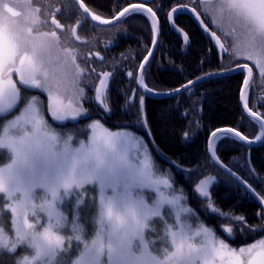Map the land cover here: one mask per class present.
I'll list each match as a JSON object with an SVG mask.
<instances>
[{"label":"snow or ice","instance_id":"snow-or-ice-1","mask_svg":"<svg viewBox=\"0 0 264 264\" xmlns=\"http://www.w3.org/2000/svg\"><path fill=\"white\" fill-rule=\"evenodd\" d=\"M200 2L207 3L216 17L230 25L225 39L233 37V62L252 61L264 78V0H197V4ZM73 3L92 21L112 23L92 13L84 0ZM65 6L69 5L55 8L52 15L51 24L56 29L63 25L55 12H61ZM50 7L35 0H0V120H7L0 132V159L6 161L0 165V255L10 258L7 262L0 259V264H264V238L237 248L225 242L235 238V225L222 228L226 234L223 239L214 234L184 203L183 190L175 194L170 178L161 174L150 154L143 151L141 137L127 131L112 132L95 119L86 125V140H77L76 130L52 126L46 116L55 122L90 118L89 110L81 103L84 99H94L110 114L106 95L109 81H116V72L105 70L99 53L95 54L102 65L98 71L91 54L81 56L78 48L62 46L57 31H40L45 22L41 17L47 15L46 9ZM185 11L194 14L222 59L227 45L216 31L209 32L197 5L191 9L187 3L172 7L167 13L168 21L182 33L175 18ZM130 14H147L152 22V43L157 45V11L143 2L129 3L113 19L119 22ZM72 35L81 39L75 27ZM183 42L186 47L191 46L187 33H183ZM147 51L139 66L142 72L154 54L153 49ZM235 71L244 75L240 100L260 132L255 140H250L235 128H216L210 133L206 158L226 180L234 178L253 191L251 185L221 162L216 151L217 139L235 137L249 147L264 142V113L249 107L247 94L253 68L246 62L235 63L234 68L203 73L180 88L159 95L191 92L199 83ZM127 75L134 77L138 85L132 90L134 95L139 92L136 122L147 127L143 92L153 90L144 83L143 74L134 76L129 71ZM93 80H98V84L94 97L88 98L85 87ZM31 90L38 91L32 94ZM42 94H46V101ZM133 99L134 96L128 104ZM14 110L19 114L7 119ZM200 174L204 178L193 194L207 199L212 213L228 216L211 201L209 186L217 182V177L204 171ZM90 192L95 195L88 204ZM71 197L75 201L70 221L60 207L69 203ZM259 202L264 204V194ZM81 204L94 209L90 240L79 223L81 215L77 209ZM258 216L264 221V208ZM232 220L242 234L245 230H264V223L252 228L243 216H232ZM69 223L70 234H61L68 231Z\"/></svg>","mask_w":264,"mask_h":264},{"label":"trees","instance_id":"trees-1","mask_svg":"<svg viewBox=\"0 0 264 264\" xmlns=\"http://www.w3.org/2000/svg\"><path fill=\"white\" fill-rule=\"evenodd\" d=\"M188 1L155 0L148 5L153 10L156 8L160 29L159 43L143 73L144 83L153 92L166 93L180 88L188 80H194L203 73L221 71L223 67L229 66L234 68L235 63H240L233 62L232 42L229 38L225 39L221 33L217 32L221 41L228 48V55L221 59L214 46L198 31L189 18L177 16L175 18L176 26L187 33L191 39L190 47L183 46L181 40L168 26L167 13L172 6L188 4ZM41 2L43 4L45 0H35L37 4H41ZM49 2L51 5H55V2ZM133 2L136 0H84L86 6L101 19L113 18L123 7ZM202 18L207 26L215 31L209 20L206 17ZM46 25L50 26L47 20ZM50 28L53 30L51 26ZM96 31V36L92 32L88 34L89 36H85L82 35L84 32L79 31L80 37H84V41H86L85 44L73 41L70 36L67 44H64L62 39L60 41L62 46L78 48V53L85 49L92 51L94 43L100 45L101 51L98 52L102 55L103 65L106 66L105 70H115L116 72V81H112V91L109 87L110 90L106 95L110 114H106L94 99H84L82 105L89 110L91 119L86 118L74 124L56 126L64 127V130H76L75 138L86 140L89 133L86 125L95 119L100 120L107 129L125 130L141 137L153 157L155 167L161 174H166L170 178L175 191L183 190L187 203L195 208L196 217L205 226L211 227L214 234L223 239L226 234L223 233L222 228L235 225V238L225 242L237 248L264 238V230L257 229L251 233L245 230L243 234L240 232L239 225L232 220V216H243L249 226L256 228L264 223L258 216L261 208L235 182L229 178L226 180L215 167L209 164L206 158L207 140L210 133L216 128L232 127L249 139L255 138L260 131L259 126L244 115L240 107L239 93L242 86V73L237 72L222 78L204 81L197 84L194 91L182 92L176 96L158 99L145 97V117L148 132L151 133L149 139L143 124L136 122L139 92L134 95L132 90L137 89L136 82L134 77L129 78L127 73L131 71L134 76L137 75L140 63L147 55V50L150 49L151 23L144 15L130 14L122 18L115 26L96 27ZM95 37L99 41L96 42ZM105 44H112V52L109 50L103 52ZM110 55L114 57L109 64ZM90 59L93 58L90 57ZM202 61L203 63H201ZM96 64L98 63L96 62ZM101 66L100 64V68ZM257 75L259 76L257 79L260 81L262 78L259 74ZM94 84L89 83L88 85L93 87ZM263 84L264 82H260L261 87L258 89V95H262L259 100L264 109ZM252 94L253 89L250 90L249 96ZM85 95L88 98H93L87 90H85ZM132 96H134L133 103L128 104V100ZM110 97H112V105L109 102ZM177 101H179V107H177ZM197 122H199V127H197ZM71 126L81 127L73 129ZM185 133L188 134L187 139H185ZM152 144L156 150L152 148ZM216 151L221 162L231 167L241 179L251 185L259 197L264 194V146L252 150L250 155L251 166L257 179L249 169L246 158L247 149L240 141L233 137L218 139ZM254 156L257 158H253ZM168 160L172 161L174 166H171ZM3 162L4 160L0 159V164ZM206 164L208 167L204 168ZM202 171L217 177V182L211 186V201L221 212L228 213V216L212 213L207 208L208 202H200L195 198L193 187L199 179L204 177L200 174ZM0 259L7 262L10 258L0 255Z\"/></svg>","mask_w":264,"mask_h":264},{"label":"flooded vegetation","instance_id":"flooded-vegetation-1","mask_svg":"<svg viewBox=\"0 0 264 264\" xmlns=\"http://www.w3.org/2000/svg\"><path fill=\"white\" fill-rule=\"evenodd\" d=\"M49 1L55 2V5H51V3ZM49 1L45 0V2L43 3V4L51 5L52 7L46 9L47 15L45 16V18H44V16L41 17L42 21H45V22L40 25V31H43V30H47V31H50V32L51 31H57V33H59L58 36L60 37V39L63 40L64 44H67L68 41L70 40L69 36L71 38H73V41H75V42H77L79 44H85L86 41H84V37H82V36L80 37L79 31L80 32L81 31L84 32V33H82V35H85V36H89L88 34H90V32H92V34L94 36L97 35V31H96V27L97 26H95L92 22H90L85 17V15L79 10V8L76 6V4L73 3L72 0H49ZM196 2H197V0H189L188 1V7L192 8L193 5H195ZM133 3H140V2L137 0L136 2H133ZM41 4H42V2H41ZM62 5H69L70 7L69 6H65V7L62 8L61 12H55L57 20L63 25V28L56 29L55 26L51 24V18H52V15H53L54 11H55V8L61 7ZM175 6H177V5H175ZM172 7H174V6H172ZM90 11L92 13H94V11H92L91 9H90ZM154 11H156V8L154 9ZM181 16H185V15H181ZM202 17H205V16L202 14ZM46 20L48 21V24L53 28V30L50 28V26L46 25ZM73 27H75V29H76V35H78L81 38L80 40H76L73 37V35H72V28ZM159 36H160V34H159ZM94 39H95L96 42L99 41L97 39V37H95ZM61 45H62V43H61ZM88 46H90V45H88ZM103 47L105 48V49H103L104 53H105V51H108V50L112 52V44H109V45L105 44V45H103ZM98 51H101L100 45L98 43H94L92 51L90 49H85V51H81V53H78V55L85 56V55L91 54L90 57L93 58L94 60H96V62L98 63V64L95 63L94 66L97 67V70L99 71L101 63L99 62V60L95 56L96 53H99ZM227 55H228V53L226 54V56ZM100 57H102L101 54H100ZM113 57H114L113 55L109 56V58H110L109 59V64L111 63L110 60L113 59ZM245 62L246 61H242L240 63H245ZM246 63L249 64V67L253 68L252 80L250 82V85L247 88L249 107L252 108L254 111H258L260 113H263L264 109H263V106L260 104V100H259L260 99L259 97H262V95L261 94L258 95V93H259L258 89L261 87L260 82H264V78H262L259 81L257 79L259 77L257 75V74H259V72L255 68L254 63L252 61H247ZM104 64H105V61H104ZM242 76H244V75L242 74ZM242 79H243V77H242ZM96 82H98V80H93L90 83H95L96 84ZM95 84H94V86H95ZM109 87H111V91H112V81L111 80L109 81ZM85 89L87 91L90 90L91 89V85L90 86L88 85ZM251 89H253V94L251 96H249V93H250ZM262 89H264V84L262 85ZM31 92L32 93H37V90H31ZM88 94L90 96L93 95V93H91V90H90V92ZM109 102L112 105V97H110ZM75 122L76 121L67 122L65 124H62V126H65L68 123H75ZM2 125H3V120H2V122H0V132L2 130ZM253 139L255 140V138H253ZM241 143L247 149L246 158H250L252 150H255L257 148L260 149L262 146H264V143H263V144H261V145H259L257 147L250 148V147L246 146L243 142H241ZM248 153H249V157L247 156ZM253 158H257V156H254ZM252 169H253V167H252ZM253 171H254V169H253ZM254 173H255V171H254ZM255 175H256V173H255ZM87 187L90 188L91 186H87ZM92 194L95 195V193H91L90 192L88 197H90ZM74 200H75V197H71V198H69V201H70L69 203H67L66 205H61V207H60V210L62 212H64V214L66 216L70 217L69 218L70 221H71V211H70V209L72 207V203H73ZM88 204H90V203L88 202ZM77 211H79L80 215H81V219L79 220V223H81L84 226V228L86 230V238L90 240L91 239V234H92L91 216H92V214L94 212V209H91V208L87 207L86 204H81V205H79V208L77 209ZM61 234H64V231H62ZM69 234H70V232H69ZM65 235H67V234H65Z\"/></svg>","mask_w":264,"mask_h":264},{"label":"water","instance_id":"water-1","mask_svg":"<svg viewBox=\"0 0 264 264\" xmlns=\"http://www.w3.org/2000/svg\"><path fill=\"white\" fill-rule=\"evenodd\" d=\"M73 1V0H72ZM140 1V3L141 2H143V3H145V4H148V3H151V2H153V1H155V0H139ZM77 5V4H76ZM77 7L79 8V6L77 5ZM189 9H191L190 7H189ZM81 12H82V10L81 9H79ZM83 13V12H82ZM84 14V13H83ZM85 15V14H84ZM180 15H185V16H187L190 20H191V22H193V24L196 26V28L198 29V31L205 37V38H207L213 45H214V43L211 41V37H210V35L209 34H205L204 33V31L202 30V27H201V25H200V23L195 19V17H194V14L191 12V11H185V12H183V13H181ZM85 17L90 21V22H92L93 24H95V25H98V26H100V27H109V26H113V25H115V24H117L118 22L115 20V19H112V23L110 24V25H104V24H100L98 21H92L91 20V17L90 16H86L85 15ZM122 19V18H121ZM168 20V19H167ZM168 25L170 26V28H171V30L174 32V34H176L179 38H180V40H181V42H182V44L184 45V42H183V33L184 32H182V33H178L177 31H176V29L172 26V22H169L168 21ZM159 32V31H158ZM157 32V35L159 34ZM209 32H212L210 29H209ZM152 40H153V38H152ZM156 46L157 45H153V43L151 44V47H150V49H153V51H155V49H156ZM185 46V45H184ZM215 47V46H214ZM216 49V48H215ZM216 51H217V49H216ZM226 54V53H225ZM224 54V55H225ZM148 55V54H147ZM153 56V55H152ZM152 56L149 58L150 60H151V58H152ZM144 61V60H143ZM142 61V62H143ZM147 65H148V63H147ZM147 65H146V67H147ZM144 72V71H143ZM143 72H142V70L140 69V67H139V69H138V72H137V76H139V75H141V74H143ZM237 72H239V71H235V72H233L232 74H234V73H237ZM225 76H228V75H225ZM243 79H244V76H243ZM136 87L138 88V85H137V83H136ZM241 87H243V82H242V86ZM140 92H143V90L142 89H140L139 90ZM173 91V90H172ZM172 91H169V92H166V93H170V92H172ZM160 94V93H159ZM159 94H153V93H148V92H143V95L144 96H146V97H149V98H156V99H158V98H167V97H171V96H167V95H159ZM173 96H176V95H173ZM239 101H240V107H241V110L243 111V113L245 114V115H247V112L244 110V108H243V101H241L240 100V93H239ZM248 116V115H247ZM235 138V137H234ZM262 143H264V142H256L255 144H253L250 148H253V147H257V146H259V145H261ZM245 144V143H244ZM246 145V144H245ZM247 146V145H246ZM249 147V146H248ZM248 157H249V153H248V155H247ZM170 165H173V163L171 162V161H169L168 162ZM248 163H249V166H250V159L248 158ZM250 170H251V172H252V174H254V176H255V173H254V171H253V169H252V167L250 166ZM231 180H233L234 182H236V184H238L239 186H241L240 184H239V182L238 181H236L234 178H230ZM200 181V180H199ZM199 181H198V183L197 184H199ZM196 184V185H197ZM196 185H195V187H194V189L193 190H195V188H196ZM242 187V186H241ZM244 190H245V192L255 201V202H257L259 205H260V207L261 208H264V204H261L260 202H259V199H260V197H258V195L254 192V191H248L245 187H242ZM210 190H211V185L209 186V192H210ZM195 196H196V198H198L199 200H202V201H208L207 199H204V198H200L199 197V194L198 193H196L195 194ZM210 196H211V193H210Z\"/></svg>","mask_w":264,"mask_h":264},{"label":"rangeland","instance_id":"rangeland-1","mask_svg":"<svg viewBox=\"0 0 264 264\" xmlns=\"http://www.w3.org/2000/svg\"><path fill=\"white\" fill-rule=\"evenodd\" d=\"M197 9H198V11L200 12V13H202L208 20H209V22H210V24H211V26L213 27V29L216 31V32H219V33H221L222 35H223V37L225 38V33L226 32H228L229 31V29H230V25L226 22V21H221L218 17H216L213 13H212V10H211V8L208 6V4L207 3H204V2H200V3H198L197 4ZM181 16V15H180ZM177 27V26H176ZM43 31H47V30H43ZM48 32H50V31H48ZM227 38H229V40H231V42L233 43V37H231V36H228ZM242 61H245V60H243V59H240V60H237V62H242ZM247 62V61H246ZM91 89H93V87H91ZM90 89V90H91ZM90 90H88V93L90 92ZM38 91V90H37ZM32 94H36V93H32ZM42 98L46 101V94H42ZM19 114V111L17 110L15 113H13L12 115H10L9 117H7V119H13L14 118V116L15 115H18ZM101 115H102V113H100ZM91 116V115H90ZM102 116H104V114L102 115ZM49 118H50V121L52 122V123H55V124H58V125H62V124H65V123H67V122H74V121H65V122H55V121H52L51 120V117L49 116ZM86 119V118H85ZM91 119V118H90ZM79 121H82L83 120V118H79L78 119ZM3 122L4 123H6L7 122V120H3ZM3 123V124H4ZM91 123V122H90ZM87 124H89V123H87ZM74 126V125H73ZM73 126H71L73 129H77V128H80L81 126H77V127H73ZM70 127V128H71ZM57 129H63L64 127H56ZM2 130H3V125H2ZM2 130H1V132H2ZM111 131V130H110ZM116 131H122V130H112V132H116ZM135 135V134H134ZM135 136H137V135H135ZM139 137V136H138ZM143 140V139H142ZM143 144H144V149H143V151H146L147 153H149L150 154V152H149V150H148V148H147V145H146V143L144 142V140H143ZM151 156V155H150ZM153 157H151V159H152ZM6 161L4 160V162L3 163H5ZM152 162H153V160H152ZM3 163H1L0 165H2ZM146 191H148V190H146ZM166 192H168V191H171V190H165ZM175 194H181V192H177V191H175ZM183 194V193H182ZM92 195H94V194H92ZM91 195V196H92ZM91 196L90 197H87V202H89V203H91ZM75 201V200H74ZM74 201H73V203H72V205L74 204ZM184 203L187 205V206H189V207H192V205H189L188 203H187V201H186V199L184 200ZM193 208V207H192ZM193 211H194V213H196L195 212V208H193ZM69 217V216H68ZM195 217H196V214H195ZM70 218V217H69ZM70 230H71V223H69V227H68V231L67 232H64V234H69V232H70ZM254 242H256V240L254 241ZM253 242V243H254ZM231 246V245H230ZM232 247H234V246H232Z\"/></svg>","mask_w":264,"mask_h":264}]
</instances>
